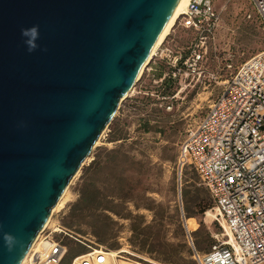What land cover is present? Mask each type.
<instances>
[{"label": "water", "instance_id": "95a60500", "mask_svg": "<svg viewBox=\"0 0 264 264\" xmlns=\"http://www.w3.org/2000/svg\"><path fill=\"white\" fill-rule=\"evenodd\" d=\"M178 2L0 0V264H21Z\"/></svg>", "mask_w": 264, "mask_h": 264}, {"label": "rangeland", "instance_id": "374dc122", "mask_svg": "<svg viewBox=\"0 0 264 264\" xmlns=\"http://www.w3.org/2000/svg\"><path fill=\"white\" fill-rule=\"evenodd\" d=\"M214 4L220 7L221 19L200 78L164 77L167 66L153 59V80L144 85L142 74L121 101L89 160L69 181L64 207L53 214L50 224L58 221L91 241L92 248L122 249L136 261L161 264H196L193 251L202 254L225 239L222 228L208 215L214 213L213 201L182 159L180 146L224 80L242 61L264 49V25L249 0ZM191 39L189 31L174 25L164 44L185 51ZM140 88L147 94L136 99ZM111 151L117 154L108 156ZM112 156L115 162L106 164ZM94 160L104 169L96 171ZM88 183L100 190L101 204L79 208L80 191ZM94 232L104 234L103 238ZM64 242L67 260L88 251L85 244L70 238Z\"/></svg>", "mask_w": 264, "mask_h": 264}, {"label": "built area", "instance_id": "2783aa9c", "mask_svg": "<svg viewBox=\"0 0 264 264\" xmlns=\"http://www.w3.org/2000/svg\"><path fill=\"white\" fill-rule=\"evenodd\" d=\"M249 1L264 25V0ZM214 2L188 0L175 23L192 34L185 51L165 45V39L151 57L167 66L164 77L200 78L221 19ZM180 153L208 191L214 220L225 238L202 254L193 251L196 264H264V49L224 80L202 118L187 131ZM65 237L85 244L88 251L67 260ZM90 242L57 221L28 249L23 264H161L136 261L121 249L114 257L106 256Z\"/></svg>", "mask_w": 264, "mask_h": 264}, {"label": "bare ground", "instance_id": "6f19581e", "mask_svg": "<svg viewBox=\"0 0 264 264\" xmlns=\"http://www.w3.org/2000/svg\"><path fill=\"white\" fill-rule=\"evenodd\" d=\"M187 2H188V0H179V2L177 3V5H176L174 11L172 12V14H171V16H170L168 22L166 23L165 27L163 28L162 32L160 33V35H159V37H158V39H157L155 45L153 46V48H152V50H151V53H150L149 57H148L147 60L145 61V63H144V65H143V68H142L140 74H142L143 70L145 69V67L147 66V64L150 62L151 57H152V55L155 53V51H156V49L158 48V46H159V45H160V44L166 39V37L170 34V32L172 31V29H173V27H174V25H175V23H176L178 17H180V15H182V14L184 13V10H185V8H186ZM131 92H132V90H131V91L129 92V94H127V95H130ZM127 95H125V97H126ZM102 135H103V132L100 134V136H99L98 140L96 141L95 145H98V144H99V140H100V138H101ZM87 160H89V158H87V159L85 160V162H86ZM78 172H79V171H78ZM78 172H77V173L71 178L70 181H72V180L77 176ZM70 183H71V182H70ZM68 190H69V184L67 185V187H66L65 190L63 191V193H62V195L60 196V198H59V200L57 201V203H56V204L53 206V208L51 209V211H50V215H49L47 221L45 222V224H44L43 228L41 229V231L37 234L36 238L34 239L33 243L31 244L30 248H31V247H34V246L37 245V243H38V241H39V239H40L41 233L44 231V229H45L46 227H48V226L50 225L53 214H54L55 212L59 211L61 208L64 207V204H65V202H66V196H67ZM208 215L213 216V218H214V215H211L210 213H208ZM28 251H29V250H28ZM28 251H27V253H28ZM121 251H124V250L121 249ZM104 252H106V251H104ZM27 253H26V254H27ZM106 254H107L106 256L114 257V256H115V251H108V252H106ZM25 259H26V255L24 256V259H23V261L21 262V264L24 263Z\"/></svg>", "mask_w": 264, "mask_h": 264}, {"label": "trees", "instance_id": "16d2710c", "mask_svg": "<svg viewBox=\"0 0 264 264\" xmlns=\"http://www.w3.org/2000/svg\"><path fill=\"white\" fill-rule=\"evenodd\" d=\"M113 154H117V152L111 151L108 154V156L113 155ZM108 162H111V163L115 162V158L112 156L111 158L105 159V163L107 164ZM96 164L98 165L95 168L96 171H101L105 167V166L101 165V163L98 160H94L92 165H96ZM99 195H100V190L95 185H93L91 183L85 184L80 191V196H79V199H78L76 205L79 208H81V207H86V208L97 207L101 204V200L99 199ZM187 216H191L190 211H188V210H187ZM94 235L96 237H99L100 239H102L104 236V234H100L99 232H94ZM150 251L153 252V245H152ZM76 255H78V254H76ZM76 255H73V257Z\"/></svg>", "mask_w": 264, "mask_h": 264}, {"label": "clouds", "instance_id": "9594fccd", "mask_svg": "<svg viewBox=\"0 0 264 264\" xmlns=\"http://www.w3.org/2000/svg\"><path fill=\"white\" fill-rule=\"evenodd\" d=\"M21 35L26 38L25 44L30 52L37 48L36 41L39 38V27L37 25L31 28L21 29Z\"/></svg>", "mask_w": 264, "mask_h": 264}, {"label": "crops", "instance_id": "0c3cea01", "mask_svg": "<svg viewBox=\"0 0 264 264\" xmlns=\"http://www.w3.org/2000/svg\"><path fill=\"white\" fill-rule=\"evenodd\" d=\"M154 62H155V61H154ZM143 75L145 76V77L143 78V79H144V81H143V84H144V85L147 84L146 82H150V81L153 80V58L150 60V62H149V64H148L147 68L145 69ZM144 85H141V87H144ZM138 94H139V95H137V96H139V97L136 96V99H138V98H139V99L142 98L143 95H146V94H147V91L143 90V88H140V91H139ZM136 99H135V100H136ZM135 100L133 101V103L136 102ZM139 101H140V100H139ZM129 105H132V104L129 103ZM127 107H130V106H127Z\"/></svg>", "mask_w": 264, "mask_h": 264}]
</instances>
